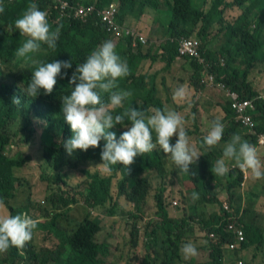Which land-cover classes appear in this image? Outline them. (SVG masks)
<instances>
[{"label": "trees", "instance_id": "16d2710c", "mask_svg": "<svg viewBox=\"0 0 264 264\" xmlns=\"http://www.w3.org/2000/svg\"><path fill=\"white\" fill-rule=\"evenodd\" d=\"M114 1L118 4V22L125 24L131 19L138 20L147 13L153 14L156 21L162 24L159 32L164 33L165 41L156 46L154 36L146 33V43L137 40L139 43L134 47L132 36L115 35L101 20L98 12L94 11L87 19L74 17L71 13L77 5L94 4L101 9ZM33 2L47 13L53 29L60 27L55 51L43 45L44 51L37 53L34 58L45 62L69 61L72 66L61 68V75L56 77L57 82L51 94L46 95L41 89L37 96L30 97L24 89L31 79L34 66L15 56L16 49L26 37L19 35L14 21L22 16L28 4ZM68 2L70 7L62 10L58 0H16L13 3L6 2L4 11L0 13V201L7 208L8 215L27 212L31 218L38 221L31 241L22 249L10 248L0 256V264H104L111 254V241L108 239L111 233L104 232L105 226L94 218L91 210L101 211L105 207L111 215L117 214L120 217L128 214L126 221L130 222L136 218L130 228V238L127 239L126 246L130 252L125 254L127 257L124 264H183L182 246L194 241L189 237L199 233L198 229L206 230L205 234H198L205 237L198 240L203 242L201 246L209 250L210 260L204 264H233V261L226 257L232 258L233 255L227 251L225 244L235 239V233L227 230V224L233 222L234 217L238 218L237 223L245 232V240L236 252L244 254L253 244L264 243L262 231L252 222L245 220L248 210L245 209L239 218L240 209L234 208L243 181L242 170L238 166L231 167L223 177L212 173L218 159L216 149L220 148L221 143L229 142L233 133L239 134L252 145H257L258 133L264 132V100L255 99L253 107L249 110L257 121V132L251 134L237 121L231 100L224 99L221 117L215 115V118L219 117L225 125L223 138L219 145L206 151L196 164L190 166V172H195V175L188 176L180 172L172 164L171 158L158 148L151 153L138 155L128 173L120 163L111 166L110 174L96 168L103 163L100 155L103 140L100 141L99 147L89 148L87 151L77 149L71 156L68 155L64 142L71 138L73 133L64 119L61 99L62 96L70 94L74 87L69 84V78L77 65L83 63L92 50L107 40L113 41L117 53L127 60L130 69V75L119 80V89L132 91L130 106L139 107L146 114H151L155 108H168L176 112L187 108L189 111L184 118L188 120L195 111L209 112L206 108H198L197 99L200 97L203 100L201 89L207 85L203 80L208 73L214 74L217 84L224 83L230 90L237 91L242 99H252L261 93L253 85L250 76L264 63V0ZM231 9H240L242 12L233 19L229 16ZM182 37L196 40L199 55L205 58L207 64L199 62L195 55L179 54L178 40ZM157 57L162 58L166 65H172L177 58L188 63L184 66L188 67V78L180 80L188 81L189 86H193L197 91V94H192V109L188 102L173 98L174 86L165 84L164 92H160L162 87L157 81L161 70L152 73L144 71L142 60L150 58L155 61ZM160 80L164 84L166 76L162 75ZM14 98H19V105L13 103ZM101 100L107 104L109 94H101ZM206 100L210 101L208 97L204 98L203 106H206ZM127 106L128 102L125 103V107ZM121 111L123 109H117L113 114ZM198 116L196 118H199ZM125 125L118 124L107 131L115 132L118 139L121 133L131 126V122L126 120ZM207 126L204 123L199 124L198 120L195 124L186 126L191 142L199 145L207 133ZM15 138H18L19 142H16ZM176 139L177 137L173 136L170 143L174 144ZM27 144L39 148L43 165L55 173L43 174V178L49 181L45 199L34 203L29 200L12 204L10 200L17 197L19 192L14 168L22 166L32 158L31 155L21 152V145ZM11 145L18 146L13 155L7 152ZM74 169L78 172L77 175L84 178H79L75 186H70L76 181V176H72L70 172ZM178 173L191 182L193 186L188 190L190 194L199 193V199L190 203L185 196L183 200L188 205L182 214L184 217L171 216L167 206L168 200L164 197L166 189L162 184L155 194L158 216L144 222L146 212L143 208L152 179L167 181ZM224 178L232 180L223 184L220 189V181ZM221 190L228 194L227 200H223ZM122 198L132 204L127 211L124 209ZM224 201L229 204L230 211L224 208ZM78 202H83L91 210L71 230L62 225L60 218H68L72 205ZM207 206H217L219 209L207 215L202 211ZM135 208L140 212H136ZM137 219L144 222V233L150 239L145 242V253H139L137 250L141 229ZM38 230L46 231L47 237L55 236L58 242L38 247L34 241V233ZM211 231L221 235L218 242L210 240ZM256 248V251L260 249L259 245ZM256 255L257 253H253L254 257ZM190 263L192 264V260Z\"/></svg>", "mask_w": 264, "mask_h": 264}, {"label": "clouds", "instance_id": "9594fccd", "mask_svg": "<svg viewBox=\"0 0 264 264\" xmlns=\"http://www.w3.org/2000/svg\"><path fill=\"white\" fill-rule=\"evenodd\" d=\"M15 1L0 0V13L4 11L6 2ZM14 27L20 36L26 37L16 49V58L34 66L31 79L24 89L26 94L35 97L41 89L44 94H51L57 82L56 77L61 75V68H70L71 62H45L35 59L34 56L44 51L43 45L55 51L60 27L53 29L47 13L40 10L34 2L29 3L22 16L14 21ZM128 75L130 69L127 60L121 58L111 40L102 42L90 52L83 63L77 65L69 78V84L74 87L70 94L61 98L64 119L73 133L71 138L64 142L65 151L71 156L77 149L87 151L89 148L99 147L100 141L103 140L104 145L100 153L103 161L102 172L110 174L111 166L117 163L122 164L128 173L138 155L151 153L158 148L162 149L163 153L170 154L168 157L180 172L194 176L195 172H190V166L196 164L206 151L219 145L225 130L224 123L219 117L213 119L207 133L197 145L190 140L184 116L175 110L155 108L151 114H146L141 108L130 106L133 92L119 89L118 83ZM103 93L109 94L107 104L101 100ZM173 98L181 102L186 101L191 107L189 93L183 86L175 90ZM13 103L19 105V98H14ZM117 109L123 111L114 115ZM126 120L131 122V126L123 131L118 139L115 132L107 131L118 124L126 126ZM173 136L177 137L174 144L170 143ZM226 161H234L242 171L250 173L252 180L264 179V165L256 147L242 139L239 134L233 133L225 144L223 156L216 160L212 173L220 177L226 176L229 172ZM191 198L199 199V193L193 192ZM2 203L0 201V205ZM37 224L38 221L31 218L27 212L0 215V254L6 253L12 247L24 248L26 243L31 241ZM182 252L186 258L195 256L196 245L186 243L182 246Z\"/></svg>", "mask_w": 264, "mask_h": 264}, {"label": "rangeland", "instance_id": "374dc122", "mask_svg": "<svg viewBox=\"0 0 264 264\" xmlns=\"http://www.w3.org/2000/svg\"><path fill=\"white\" fill-rule=\"evenodd\" d=\"M231 13H229L230 17H233L235 19L242 11L240 9H231ZM127 24H132L131 26L135 25L133 23L127 22ZM152 36L154 34L151 32L150 33ZM149 35V34H148ZM155 38V36H154ZM173 39V38H172ZM171 39V40H172ZM155 40V39H154ZM162 42L160 38L156 40V44ZM146 65V63H144ZM144 65V66H145ZM171 72L175 70V67L171 68ZM178 69V68H176ZM179 72V71H178ZM174 72V76L178 73ZM251 81L253 85L261 91V93H264V63L261 64L250 76ZM209 89L214 90L216 93H219L218 88L215 85H208L204 89H201L202 95H203V100L204 98L208 97L209 100H211L212 95ZM209 90V91H208ZM193 94V93H192ZM197 94V93H196ZM190 100L193 99V96L190 95ZM213 100V99H212ZM209 111V108H208ZM187 110H181L179 113L182 116H185ZM209 113H212V115H207L205 119V123L207 124V119L212 118L214 116V111H209ZM192 116L189 117L188 120H186V126L189 124V120L191 119ZM199 117V116H198ZM16 142H19L18 138L14 139ZM192 140V139H190ZM224 143H222V147H224ZM12 148V149H11ZM18 146L12 147L9 146L7 148V152L10 155L15 154L17 151ZM38 147L36 146H31L29 144L27 145H21V152L25 153L26 155H31L32 158L26 161L22 166L15 167L14 168V175L16 179V187L19 190L17 197L13 198L10 200V203L14 204H20L21 202L24 201H33L38 202L43 199H45V195L47 192V184L49 181L45 178H43V174L45 172L46 175L49 174H54L55 171L47 167L46 165H43L40 153L38 152ZM218 149V150H217ZM216 150L219 151V147ZM25 155V156H26ZM170 154H166L168 157ZM170 158V157H169ZM102 171V164H99L98 167H96ZM72 173V176H76L75 179L76 181L71 184L70 186H75L79 178L83 180L84 176H80L79 174L77 175L76 169L74 171H70ZM226 178L224 180L220 181V189L223 184H227ZM152 184L150 185V192L147 195V201L145 202L144 210L146 212V219H144V222L157 218L156 216L158 213L156 201H155V194L158 192L159 186H162L164 184L165 187V192H164V197L167 199V206L168 209L170 210L171 216H180L184 217L182 214L185 209H187V203L183 200L185 196H187L188 200L190 203H193L195 200L191 198L190 190L193 185L191 184L190 181H187L186 178L183 176V174L178 173L172 176L171 179H167V181L163 179H158V178H153L152 179ZM76 183V184H75ZM241 184V188H239V197L237 201L234 202V208L242 210L243 206H250L249 203L256 202L258 199V195L256 192L259 191L260 188H263V184ZM254 187V188H253ZM256 191V192H255ZM226 191L221 190V196L223 200H227V195L225 193ZM71 193H74V191H71ZM186 194V195H185ZM250 197V198H248ZM81 200V199H80ZM123 204H124V209L127 211L132 204H130L127 200L122 198ZM170 201L172 203L170 204ZM177 201L178 204L175 205L173 202ZM227 202V201H224ZM237 205V206H236ZM217 207V206H214ZM205 208V207H204ZM211 207H208L205 209V212H207ZM211 208L209 212L212 210ZM217 208L213 209L212 211L216 210ZM90 208H87L83 202H78L72 205V209L68 213V218L62 217L60 218V222L62 225L68 226L69 229H74L76 226L77 222L81 219L84 218V216L90 211ZM136 212H140L135 208ZM211 211V212H212ZM92 215L96 220L102 223L103 226H105L106 230L104 231L105 233H111V236H108V239L111 241V254L107 258L106 262L104 264H124L126 261V253L130 252L129 247L126 246L127 244V239L130 238V228L132 226L133 221L136 218H133L129 221H126L127 215L128 214H123L122 216L119 217V215H111V213H108L106 207L102 209L101 211L97 210H91ZM0 215H8V210L4 205H0ZM174 216V217H175ZM140 224V233L138 236V247L137 250L139 253H145L147 250V243L149 239V236H146L143 230L144 222L142 220H139ZM246 220V218H245ZM250 221V220H249ZM249 221H247L249 223ZM251 222V221H250ZM252 223H257L256 217L253 218ZM196 224V223H195ZM198 224V223H197ZM198 232L202 234L206 233V230H200L198 229ZM196 233L195 236H190L194 241L192 242L193 244L196 245L197 248V254L195 256L186 258L185 255H183V264H191L190 260H192V264H204L209 262V250L206 248H203L201 244L203 242H199V239H205L204 236H199L200 234ZM199 234V235H198ZM48 233L43 230H38L34 233V238H35V243L38 247L42 246H50L58 242V238L55 236L47 237ZM255 246H251L248 250L245 251V253H241L240 251L234 252V254L231 252L230 254L233 255V257H227L230 261H233V264H239V260H242V264H264V253H262L260 250L257 252ZM253 253H257L256 257L253 256ZM4 254V253H3ZM3 254H0V256H3ZM184 254V253H183ZM132 257V254L130 255ZM21 260H19L20 263Z\"/></svg>", "mask_w": 264, "mask_h": 264}, {"label": "crops", "instance_id": "0c3cea01", "mask_svg": "<svg viewBox=\"0 0 264 264\" xmlns=\"http://www.w3.org/2000/svg\"><path fill=\"white\" fill-rule=\"evenodd\" d=\"M114 2H116V1H114ZM127 22L133 23L135 25H133V26H131L132 24L127 25ZM127 22L125 24H123V25L128 27V28L133 27V29H135L137 32H139L143 36H145L147 34H150L152 32L154 34V36H155V38H154L155 39V41H154L155 44H156V40L158 38H160V40L162 42L156 44V46H159L161 43H163L165 41L164 33L163 32H159V29L161 28L162 24L156 21V19H155L153 14H148L147 13V14L143 15L138 20L131 19V20L127 21ZM139 29L141 31H139ZM180 40H178V45H179ZM138 43L139 42H137L134 38H132V45L134 47H137ZM142 61H143L142 62L143 63L142 67H144V69H145L144 71H146L147 73H152V72H156L158 70H161V71H159L160 75H159V78H158V81H157V83H159V85L162 87L160 89V92H162V93L164 92V85L166 84V85L171 86V87L174 86L175 90L178 87L183 86L187 90V92L190 93L189 95H192V93H193V95L197 93V91L195 90V88L193 86H189L188 81L185 82V81H181L180 80V78H185V79L188 78V76H187L188 67H186V68L184 67L185 65L187 66L188 63L184 59L181 60V59L177 58V61H175L172 65H166V63L160 57H157V60H155V61H153V60L151 61L150 58L144 59ZM144 63H146V65ZM172 67H175V70L173 72H171V70H172L171 68ZM176 68H178V69H176ZM174 72H178V73L174 76ZM162 75L166 76V82L164 84H163V81L160 80ZM215 86L218 88L219 93H216L214 90L209 89L210 92H211L212 98H211V100L209 102H207V100L205 101V105L206 106H203L202 105L203 100L200 97H197V99H199L198 108L200 110H203V108H206V109L209 108V111H214V113H215L214 116L212 118L207 119L208 122L206 124L205 123L206 116L207 115H212V113L201 112V111L196 112L195 111L194 113H192V117L189 120V123H191L192 125H193V123L194 124L196 123V120H198L199 124L203 125V123H204V124L208 125L207 127H209L210 122L213 119H215V115L221 117L222 110H223L222 109V104L224 102V99L227 98V99L231 100V98L229 97V93H228L230 88L228 89L227 86L225 88L224 87H220V86H217V84H215ZM173 90H171V92ZM175 90H174V92H175ZM191 109H192V107H191ZM182 110H187V108H184ZM187 111H189V110H187ZM198 115H200L199 118H196V116H198ZM193 116L195 117L194 119H193ZM193 143H195V142H193ZM226 143H228V142H225L224 145ZM254 146L257 149V153H258V156H259V158L261 160L262 165H264V147L258 146V145H254ZM223 148L224 147H222V143H221L219 151H217L218 149L216 150L218 159L222 158V156H223ZM226 164H227V166L229 168L236 166L234 161H226ZM242 172H243L244 175H243V181H242L241 184H253V186H255L254 184H256V186L258 184H263L264 185V179L252 180L250 178V173L249 172H246V171H242ZM225 180H226V182L227 181L229 182V181L232 180V178L231 179L226 178ZM256 193L259 194L257 196L259 200H257L256 202L249 203L250 206H243L242 210L239 211L238 214H239V218H240L242 216V214H244V210L247 209L248 212H247V215H246V221L250 220L251 222H253V218L256 217L257 223H255V225L258 228V230L262 231V234L264 236V187L260 188L259 191H257ZM248 198H250V197H248ZM208 207H210V206L205 207L202 211L205 212V209L208 208ZM211 208H213V209L217 208L216 209L217 211L219 209L218 207H214V206L213 207L211 206ZM209 210L207 212H205V214L208 215L209 213H211L212 210L210 212H209ZM250 221H249V223H250ZM252 224H254V223H252ZM258 245H259L260 249H258L257 252L260 250L262 253H264V243L257 244V245L253 244L252 246L256 247Z\"/></svg>", "mask_w": 264, "mask_h": 264}, {"label": "built area", "instance_id": "2783aa9c", "mask_svg": "<svg viewBox=\"0 0 264 264\" xmlns=\"http://www.w3.org/2000/svg\"><path fill=\"white\" fill-rule=\"evenodd\" d=\"M13 1V0H9ZM60 3V6L62 10L70 7L68 0H58ZM117 10H118V4L116 2H111L107 6L98 9L96 5L90 4L88 6L85 5H77L73 7V11L71 12L74 17H80L83 19H87L90 17V15L96 11L98 12L99 17L103 22L107 24L108 27L111 28V31L117 35V36H132L136 41L139 40L141 43H146L147 39L145 36L137 32L133 27H126L117 20ZM179 54L181 56L185 55H195L201 63L204 65L205 59L199 55L196 42L193 39H188L183 37L179 42V48H178ZM207 82V85H215L217 84L216 78L214 74L208 73L206 75V79L203 80ZM217 86L220 87H226L224 83H219ZM229 89V88H228ZM229 97L231 98V106L236 112V119L240 123L242 127H244L247 131H249L251 134L256 133V126L257 121L255 118H253L252 114L250 113V109L253 107V101L255 99H262L264 100V93H260L258 96L253 97L252 99L246 98L242 99L239 95V93L235 90H229ZM257 145L264 147V132H260L257 135ZM175 205L178 204L177 201L173 202ZM224 208L226 210H231L230 206L227 202L224 203ZM234 221L229 222L227 224V230L233 231L235 233V239L232 242H227L225 244V248L227 251L236 252L235 250H238V248L241 246V243L245 240V232L244 230L239 227L238 218H232ZM210 240L214 242H218L221 235L218 234L215 231H211L209 233ZM227 255V254H226ZM239 264H242V260H239Z\"/></svg>", "mask_w": 264, "mask_h": 264}]
</instances>
